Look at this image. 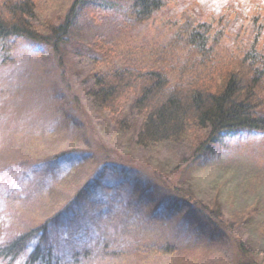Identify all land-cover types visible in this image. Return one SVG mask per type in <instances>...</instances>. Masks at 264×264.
Wrapping results in <instances>:
<instances>
[{"label": "rangeland", "instance_id": "rangeland-1", "mask_svg": "<svg viewBox=\"0 0 264 264\" xmlns=\"http://www.w3.org/2000/svg\"><path fill=\"white\" fill-rule=\"evenodd\" d=\"M32 1L35 29L46 33L75 0ZM163 1L138 22L131 0H87L59 54L17 40L3 62L0 50V246L77 199L84 220L74 214L51 229L50 240L63 241L45 244L52 264L55 254L61 264H239V242L264 260V134L228 133L200 152L207 131L190 125L177 143L142 148L144 117L131 97L111 115L87 95L93 75L111 66L97 38L112 43V63L162 71L172 85L210 77L218 85L221 69L249 77L252 61L264 67V0ZM100 223L106 234L82 241ZM36 242L13 264H27ZM165 244L176 251L151 250Z\"/></svg>", "mask_w": 264, "mask_h": 264}, {"label": "trees", "instance_id": "trees-1", "mask_svg": "<svg viewBox=\"0 0 264 264\" xmlns=\"http://www.w3.org/2000/svg\"><path fill=\"white\" fill-rule=\"evenodd\" d=\"M131 1L129 15L131 13L136 21L141 22L149 19L153 12L162 6L163 0ZM86 2L87 0H75L63 23L58 26L50 24L46 33H39L34 26L35 4L32 0H4L5 13L0 14V50L4 52L3 62L9 60L17 40L44 45L59 54L67 43L65 40H68L77 10ZM96 42L99 46L97 50L104 57L105 64L111 66L108 70L93 75V88L87 95L97 109L111 115H117L120 103L131 97L133 108L144 117L137 134L138 147L177 143L183 139L190 125L207 131V137L199 147L200 152L212 150L218 140L228 133L232 135L245 131L264 134V114L260 111L262 100L261 95L258 96V92L261 94L264 80V67H256L257 63L251 58H248V61H252L255 68L253 75L249 77L224 68L220 71L218 85L212 80L213 77L208 80L200 78V81L178 80L172 85L162 71L144 72L112 63L111 60L115 57L112 43L103 42L99 38ZM78 201L75 199V202L68 204L40 227L19 234L0 246V263L13 264L22 256L29 243L37 240L34 250L28 256L27 264H52V250L45 248V244L50 240V231L61 223H69L68 217L74 218V214L80 215L79 222H83L81 215L86 212H78L79 209L74 211V205ZM199 214L206 215L205 211ZM210 215L212 216V213ZM100 225L101 229L96 228L95 233L85 235L81 238L82 241L87 243L94 235L106 234V225ZM68 230L76 236L82 232L81 227L75 226V223L68 225ZM50 242L55 245L63 241ZM107 248L108 245L103 243L97 248L96 255L99 256L100 251ZM237 248L241 257L239 264H264V260L257 261L255 255L242 242L237 244ZM151 250L156 253L176 251L167 244ZM114 253L107 252L106 255ZM83 254L85 258L90 256L87 249ZM61 262V258L55 254L54 263Z\"/></svg>", "mask_w": 264, "mask_h": 264}, {"label": "bare ground", "instance_id": "bare-ground-1", "mask_svg": "<svg viewBox=\"0 0 264 264\" xmlns=\"http://www.w3.org/2000/svg\"><path fill=\"white\" fill-rule=\"evenodd\" d=\"M206 220H209L210 221V219H206Z\"/></svg>", "mask_w": 264, "mask_h": 264}]
</instances>
